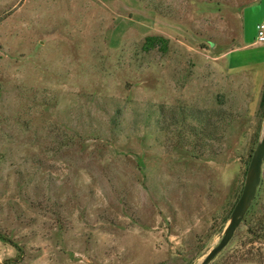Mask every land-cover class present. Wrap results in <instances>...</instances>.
Returning a JSON list of instances; mask_svg holds the SVG:
<instances>
[{"label":"rangeland","instance_id":"rangeland-1","mask_svg":"<svg viewBox=\"0 0 264 264\" xmlns=\"http://www.w3.org/2000/svg\"><path fill=\"white\" fill-rule=\"evenodd\" d=\"M253 1L0 0V264L200 263L264 130ZM258 224L264 164L209 264H264Z\"/></svg>","mask_w":264,"mask_h":264},{"label":"water","instance_id":"water-1","mask_svg":"<svg viewBox=\"0 0 264 264\" xmlns=\"http://www.w3.org/2000/svg\"><path fill=\"white\" fill-rule=\"evenodd\" d=\"M263 164L264 130L259 142L257 143L252 153L246 172L242 192L231 211L228 224L223 231L222 237L218 244L205 255V257L200 261L199 264H209L232 239L237 227L243 221L246 213L250 209L255 199L258 187L261 183Z\"/></svg>","mask_w":264,"mask_h":264},{"label":"trees","instance_id":"trees-1","mask_svg":"<svg viewBox=\"0 0 264 264\" xmlns=\"http://www.w3.org/2000/svg\"><path fill=\"white\" fill-rule=\"evenodd\" d=\"M157 44L160 45L162 50L166 49V44H167V40L161 37H148L146 38V48H150V47H154ZM260 106H264V90L262 92V96H261V100H260ZM262 222V221H261ZM258 227H260V232L255 233V236H260L264 234V227L262 226V224H258Z\"/></svg>","mask_w":264,"mask_h":264},{"label":"crops","instance_id":"crops-1","mask_svg":"<svg viewBox=\"0 0 264 264\" xmlns=\"http://www.w3.org/2000/svg\"><path fill=\"white\" fill-rule=\"evenodd\" d=\"M259 2V0H254L253 2H251L249 5H251L252 3H257ZM244 42V38H242L241 40H239V43L235 46V48L231 51V53H236L237 51H244V50H252L250 48H253L254 46H262L259 50H258V54H261L263 59H264V45L259 44L257 42V40L255 42H252L250 44H245ZM264 44V43H263ZM264 63V61H263ZM263 75H264V71H263Z\"/></svg>","mask_w":264,"mask_h":264},{"label":"built area","instance_id":"built-area-1","mask_svg":"<svg viewBox=\"0 0 264 264\" xmlns=\"http://www.w3.org/2000/svg\"><path fill=\"white\" fill-rule=\"evenodd\" d=\"M256 40L259 44L264 43V23L257 26Z\"/></svg>","mask_w":264,"mask_h":264}]
</instances>
